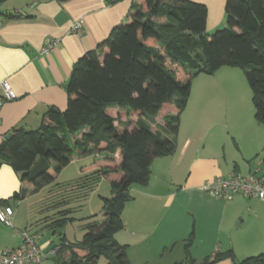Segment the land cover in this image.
Masks as SVG:
<instances>
[{
  "label": "crops",
  "instance_id": "0c3cea01",
  "mask_svg": "<svg viewBox=\"0 0 264 264\" xmlns=\"http://www.w3.org/2000/svg\"><path fill=\"white\" fill-rule=\"evenodd\" d=\"M191 1L207 8L206 34L225 25V0ZM131 2L5 0L0 5V82L6 80L16 95L1 105L0 143L14 128L37 129L49 108L66 107L73 64L104 40L112 27L125 21ZM45 38L56 40L48 52L41 50ZM249 90L238 67L221 66L212 74L193 77L180 114L174 153L152 160L145 185L130 186L132 198L121 212L123 228L113 235L116 242L126 246L130 264H176L187 258L198 263L227 251L235 260H241L264 251V201L239 194L216 198L201 188L206 181L235 173H252L264 181V125L254 119ZM170 112L158 115L150 123L151 130L157 131ZM136 118L122 117L115 124L122 128L126 120L133 122ZM91 156L73 155L65 167L88 161ZM94 168L80 167L75 176L61 183ZM22 185L20 174L0 159V206L9 205L13 210L11 227L0 222V250L19 245L21 233L28 232L46 255L41 264H53L61 236L66 243L79 241L86 224L103 220L100 200L98 211L82 218L80 237L69 239L62 231L64 226L49 225L61 210L49 206L51 185L23 198L15 197ZM43 191L45 195L27 204L32 208L39 203V217L28 220L20 216L19 210L28 197ZM93 192L69 204L73 208L70 214L83 207ZM71 217L72 221L76 219ZM191 232V244L185 249ZM96 264L108 263L100 257ZM212 264L234 262L222 257Z\"/></svg>",
  "mask_w": 264,
  "mask_h": 264
},
{
  "label": "trees",
  "instance_id": "16d2710c",
  "mask_svg": "<svg viewBox=\"0 0 264 264\" xmlns=\"http://www.w3.org/2000/svg\"><path fill=\"white\" fill-rule=\"evenodd\" d=\"M224 13L225 25L206 34L207 8L202 3L132 0L125 21L73 64L66 107L49 108L37 129L14 128L0 143L1 161L24 184L15 197L51 185L49 206L61 209L49 224L53 228L74 219L69 204L86 199L101 179L108 181L109 195L99 197L102 222L86 224L79 241L66 243L61 236L53 264H96L100 257L108 264H130L126 246L113 237L123 228L121 212L132 198L129 188L147 183L154 158L174 153L180 114L195 75L212 74L221 66L242 69L254 119L264 125V0H225ZM169 109L164 123L152 131L150 123ZM129 116L137 118L118 128L115 122ZM100 153L105 154L103 161L87 165L94 169L55 182L73 155ZM191 241L192 232L185 249ZM222 257L234 264H264V251L241 260L227 251L198 263L187 258L176 264H212Z\"/></svg>",
  "mask_w": 264,
  "mask_h": 264
},
{
  "label": "built area",
  "instance_id": "2783aa9c",
  "mask_svg": "<svg viewBox=\"0 0 264 264\" xmlns=\"http://www.w3.org/2000/svg\"><path fill=\"white\" fill-rule=\"evenodd\" d=\"M77 27H75L76 29ZM56 40L45 38L42 52H48L55 45ZM0 108L4 101L16 98L15 92L6 80L0 82ZM202 190L209 196L226 198L239 194L247 198H257L264 201V181L255 174L235 173L226 178L217 177L206 181ZM13 210L9 205L0 206V222L12 226ZM46 255L42 252L34 235L28 232L21 233V242L13 248L0 250V264H41Z\"/></svg>",
  "mask_w": 264,
  "mask_h": 264
},
{
  "label": "rangeland",
  "instance_id": "374dc122",
  "mask_svg": "<svg viewBox=\"0 0 264 264\" xmlns=\"http://www.w3.org/2000/svg\"><path fill=\"white\" fill-rule=\"evenodd\" d=\"M215 31V30H214ZM213 33V31L211 32ZM209 33V34H211ZM242 70V69H241ZM193 79V78H192ZM192 83V80H191ZM248 90H249V86H248ZM250 92V90L248 91ZM105 154L104 153H100V154H95L92 155L90 158V160L85 161H78L77 163L75 162L72 165H69L67 167H65L60 174L58 175V177L56 178V182H62V181H66L67 179L73 177L76 175V173L78 172L80 167L83 166H87L89 164H91L93 162V160L97 163L103 161ZM94 192L91 194V197L87 200V202L85 203V205L81 208L76 209L74 212H72L70 215L74 216L76 219L74 221H70L67 224L64 225L63 228V232L66 234V236L69 239H74V237H80L81 232H82V224L84 223V219H82L85 215H89L90 213H94V211H98L97 209L99 208V204H100V199H99V195H108V190H109V185H108V181L106 179H101L100 182L95 186V188L93 189ZM41 195H45V192L43 191L40 194L37 195H32V197H28V199L23 203V205L21 206L19 213L20 216L22 217H26L28 220L32 219L35 220L37 219L39 216H37V208L39 207V203L37 204V206H32V208H28L29 203H33L36 201V199H39L41 197ZM31 217V218H30Z\"/></svg>",
  "mask_w": 264,
  "mask_h": 264
},
{
  "label": "water",
  "instance_id": "95a60500",
  "mask_svg": "<svg viewBox=\"0 0 264 264\" xmlns=\"http://www.w3.org/2000/svg\"><path fill=\"white\" fill-rule=\"evenodd\" d=\"M9 137H10V135H6V136H5V139H8Z\"/></svg>",
  "mask_w": 264,
  "mask_h": 264
}]
</instances>
